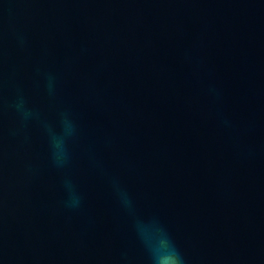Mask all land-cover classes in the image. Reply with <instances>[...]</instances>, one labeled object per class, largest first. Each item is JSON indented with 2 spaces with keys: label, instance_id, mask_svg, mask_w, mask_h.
Segmentation results:
<instances>
[{
  "label": "water",
  "instance_id": "obj_1",
  "mask_svg": "<svg viewBox=\"0 0 264 264\" xmlns=\"http://www.w3.org/2000/svg\"><path fill=\"white\" fill-rule=\"evenodd\" d=\"M165 241L264 264V0H0V264H152Z\"/></svg>",
  "mask_w": 264,
  "mask_h": 264
},
{
  "label": "clouds",
  "instance_id": "obj_2",
  "mask_svg": "<svg viewBox=\"0 0 264 264\" xmlns=\"http://www.w3.org/2000/svg\"><path fill=\"white\" fill-rule=\"evenodd\" d=\"M51 81V77L49 78ZM49 90H51V83H49ZM18 110L21 111L24 118H27L31 113L26 112L23 109V100L17 104ZM62 133L56 134L52 129L45 124V127L48 129L50 137V147L52 151V159L54 164L57 167H62L67 160V151H66V138L70 136L73 132L72 121L67 117V115L62 114ZM66 185L70 187V183L66 181ZM116 191L120 197L122 204L131 210L132 202L126 191L122 190L119 185H115ZM79 204V199L76 198L71 202V206L75 207ZM168 251L160 253L154 251L152 253V264H184L183 258L176 249V247L171 244L170 241H165Z\"/></svg>",
  "mask_w": 264,
  "mask_h": 264
}]
</instances>
